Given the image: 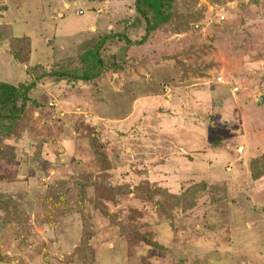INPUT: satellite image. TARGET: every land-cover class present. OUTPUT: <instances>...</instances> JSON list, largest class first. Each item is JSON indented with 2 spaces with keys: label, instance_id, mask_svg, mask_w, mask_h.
<instances>
[{
  "label": "rangeland",
  "instance_id": "374dc122",
  "mask_svg": "<svg viewBox=\"0 0 264 264\" xmlns=\"http://www.w3.org/2000/svg\"><path fill=\"white\" fill-rule=\"evenodd\" d=\"M0 0V264H264V0ZM109 36L100 77L54 71ZM263 96V102L258 98Z\"/></svg>",
  "mask_w": 264,
  "mask_h": 264
},
{
  "label": "trees",
  "instance_id": "16d2710c",
  "mask_svg": "<svg viewBox=\"0 0 264 264\" xmlns=\"http://www.w3.org/2000/svg\"><path fill=\"white\" fill-rule=\"evenodd\" d=\"M179 0H132L134 12L144 24L143 33L138 40H131L119 34L128 45H140L153 39L154 34L171 21L173 10ZM109 36H101L99 42L86 49L80 55V65L71 69H62L54 73L71 82L89 81L100 77L106 68L101 50ZM34 82L12 83L0 82V135H9L23 117L27 103L30 101L28 91Z\"/></svg>",
  "mask_w": 264,
  "mask_h": 264
},
{
  "label": "water",
  "instance_id": "95a60500",
  "mask_svg": "<svg viewBox=\"0 0 264 264\" xmlns=\"http://www.w3.org/2000/svg\"><path fill=\"white\" fill-rule=\"evenodd\" d=\"M257 101H258V102H263V96L261 95V96L258 98Z\"/></svg>",
  "mask_w": 264,
  "mask_h": 264
}]
</instances>
